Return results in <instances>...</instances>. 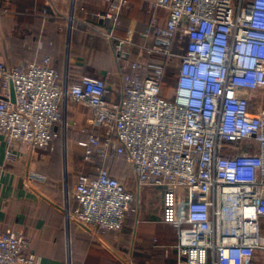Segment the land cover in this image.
I'll use <instances>...</instances> for the list:
<instances>
[{
	"label": "built area",
	"instance_id": "built-area-1",
	"mask_svg": "<svg viewBox=\"0 0 264 264\" xmlns=\"http://www.w3.org/2000/svg\"><path fill=\"white\" fill-rule=\"evenodd\" d=\"M104 1L100 18L113 28L128 1ZM148 1L167 12L166 22L152 19V43L138 47L144 61L123 71L120 102L107 100L102 78L66 75L61 82L48 57L6 65L0 40L6 151L22 142L49 147L56 126L67 125L66 104L86 106L104 134L81 142L84 156L101 162L123 155L138 185L161 189L162 220L176 232L169 248L177 264H252L257 258L264 264V108L253 101V93L264 90V0ZM105 34L118 58L127 59L130 40ZM142 67L144 77L137 72ZM168 69L174 87L163 96ZM70 195L76 206L64 209L67 218L76 217L96 238L122 229L134 199L102 165L93 177L78 174ZM40 263L27 235L0 228V264Z\"/></svg>",
	"mask_w": 264,
	"mask_h": 264
},
{
	"label": "crops",
	"instance_id": "crops-1",
	"mask_svg": "<svg viewBox=\"0 0 264 264\" xmlns=\"http://www.w3.org/2000/svg\"><path fill=\"white\" fill-rule=\"evenodd\" d=\"M127 1L112 28L100 18L107 8L104 0H0L1 57L8 66L41 64L48 57L61 82L66 75L102 78L109 88L107 100L120 102L123 71L132 72V61H144L138 47L152 43V19L164 25L167 18L148 0ZM107 31L130 40L124 47L127 59L118 58ZM137 72L148 74L144 67ZM65 109L67 125L56 126L58 136L45 149L22 142L7 153L0 136L1 230L27 235L40 264H177V253L169 248L176 232L162 220L161 189L138 185L123 155H108L101 162L97 156L85 157L81 142L104 130L94 127L90 108L67 103ZM100 165L133 191L134 199L121 230L93 238L64 209L76 206L70 195L76 176L93 177ZM31 173L40 179H30Z\"/></svg>",
	"mask_w": 264,
	"mask_h": 264
},
{
	"label": "rangeland",
	"instance_id": "rangeland-1",
	"mask_svg": "<svg viewBox=\"0 0 264 264\" xmlns=\"http://www.w3.org/2000/svg\"><path fill=\"white\" fill-rule=\"evenodd\" d=\"M174 87V83L173 82H168V81H165L164 80V83L162 84V87L161 89L163 90V96H168L170 95L171 91H172V88ZM253 101L254 102H257V103H260L261 106L264 108V90H261V91H256L253 93ZM93 238H96L94 237L93 235H91ZM260 259L257 258L256 260V263L257 264H260Z\"/></svg>",
	"mask_w": 264,
	"mask_h": 264
},
{
	"label": "trees",
	"instance_id": "trees-1",
	"mask_svg": "<svg viewBox=\"0 0 264 264\" xmlns=\"http://www.w3.org/2000/svg\"><path fill=\"white\" fill-rule=\"evenodd\" d=\"M173 71H172V69H168L167 71H166V73H165V78H164V80L165 81H170V82H172V80H173ZM252 264H257V263H252Z\"/></svg>",
	"mask_w": 264,
	"mask_h": 264
},
{
	"label": "water",
	"instance_id": "water-1",
	"mask_svg": "<svg viewBox=\"0 0 264 264\" xmlns=\"http://www.w3.org/2000/svg\"><path fill=\"white\" fill-rule=\"evenodd\" d=\"M10 96H11V100L13 101L14 97H13V91H12V86L11 85H10Z\"/></svg>",
	"mask_w": 264,
	"mask_h": 264
}]
</instances>
